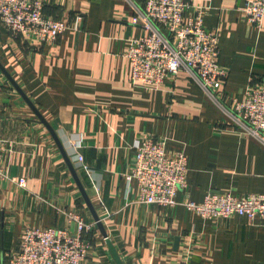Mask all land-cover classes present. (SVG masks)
Wrapping results in <instances>:
<instances>
[{
	"label": "crops",
	"instance_id": "crops-1",
	"mask_svg": "<svg viewBox=\"0 0 264 264\" xmlns=\"http://www.w3.org/2000/svg\"><path fill=\"white\" fill-rule=\"evenodd\" d=\"M42 1L47 15L70 23L82 16V29L39 45L13 38L0 23V63L54 127L123 264H264L259 221L233 216L207 223L184 205L201 203L210 192L264 194V145L230 124L185 72L155 91L132 82L126 55L146 31L132 23L125 0ZM247 1L189 0L186 13L200 14L205 29L219 34L218 60L229 72L222 86L227 102L264 81V21L261 29L247 22L241 10ZM146 136L167 137L169 153L186 148L188 185L174 209L137 203V183L126 179L131 146ZM0 140L12 145L0 180V264L18 249L27 227L76 233L69 212L95 223L49 130L1 69ZM87 239L84 264H116L97 225Z\"/></svg>",
	"mask_w": 264,
	"mask_h": 264
},
{
	"label": "built area",
	"instance_id": "built-area-1",
	"mask_svg": "<svg viewBox=\"0 0 264 264\" xmlns=\"http://www.w3.org/2000/svg\"><path fill=\"white\" fill-rule=\"evenodd\" d=\"M133 9L132 23L142 27L146 35L131 41L127 58L131 64L132 82L145 91L162 88L165 82L185 72L225 119L242 134L264 145V81L249 84L241 100L227 102L222 86L228 69L219 63V34L207 31L200 14L187 17L189 0H125ZM42 0H0V23L10 35L39 45L54 44L72 29H82L83 17L70 23L64 18L45 14ZM250 25L262 28L264 0H251L241 7ZM168 138L146 136L132 146L133 166L126 175L128 182L136 181L137 203L176 208L179 191L188 185L190 171L186 148L169 153ZM75 150L81 141L73 143ZM12 151L11 143L0 140V180L6 172L4 154ZM79 162L83 157L78 156ZM20 187L26 179L18 180ZM184 205L207 223L233 216L264 225V194L238 196L231 191L210 192L203 202L186 200ZM76 225V233L57 227H27L19 238L18 249L6 258V264H84L90 248L87 236L95 223L86 222L80 215L68 213ZM192 255V245H185V261Z\"/></svg>",
	"mask_w": 264,
	"mask_h": 264
},
{
	"label": "water",
	"instance_id": "water-1",
	"mask_svg": "<svg viewBox=\"0 0 264 264\" xmlns=\"http://www.w3.org/2000/svg\"><path fill=\"white\" fill-rule=\"evenodd\" d=\"M0 69L3 71V73L6 75V77L8 78L9 82L12 84V86L19 92V94L22 96V98L28 103V105L32 108V110L35 112V114L37 115V117L39 118V120L41 121L42 124H44L47 129L49 130L50 134L52 135L53 139L55 140L56 144L58 145L60 151L63 154V157L71 171V173L73 174L83 196L84 199L86 200V203L91 211V213L94 216L96 225L98 226V228L100 229V231L102 232L105 240L107 241V244L111 250V253L114 257V260L116 262V264H123L119 254L117 253L115 247L113 246V244L111 243V241L108 238V234L103 226V223L101 222L99 216L97 215L91 201L89 200L85 189L83 188V186L81 185L78 176H77V172L76 169L74 167V165L72 164V162L69 160L64 145L60 139V137L58 136L57 132L55 131L54 127L43 117V115L40 113V111L34 106V104L31 102V100L29 99V97L25 94V92L20 88V86L17 84V82L10 76V74L5 70V68L2 66V64L0 63ZM180 244V237H176L175 238V250H178Z\"/></svg>",
	"mask_w": 264,
	"mask_h": 264
}]
</instances>
